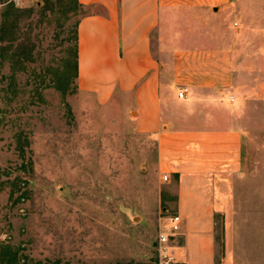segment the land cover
I'll list each match as a JSON object with an SVG mask.
<instances>
[{
	"label": "rangeland",
	"instance_id": "rangeland-1",
	"mask_svg": "<svg viewBox=\"0 0 264 264\" xmlns=\"http://www.w3.org/2000/svg\"><path fill=\"white\" fill-rule=\"evenodd\" d=\"M233 2L215 16L172 0L171 51L154 55L188 83L200 73L229 82L197 105H176L195 131L175 132L137 122L128 94L95 101L77 91V27L95 9L0 0V264H155L175 213L168 171L181 159L205 179L237 163L232 211L214 215L217 251L227 226L230 263L264 264V212L245 210L243 195L264 191V0ZM218 107L232 112L230 126L213 116ZM217 120L243 132L235 152L210 131Z\"/></svg>",
	"mask_w": 264,
	"mask_h": 264
},
{
	"label": "crops",
	"instance_id": "crops-1",
	"mask_svg": "<svg viewBox=\"0 0 264 264\" xmlns=\"http://www.w3.org/2000/svg\"><path fill=\"white\" fill-rule=\"evenodd\" d=\"M78 1L83 8L95 11L82 17L77 27V91L92 96L95 101L110 100L115 94H128L137 113V122L145 123L153 130L161 125L166 130L172 127L171 130L175 132L195 131V127L189 125L188 114L175 110V106L197 105L199 100H206L208 95L212 97L227 88L229 82L223 73L211 78L200 73L192 83H188L181 71L173 74L170 67L161 65L154 55L171 51L165 28L172 21L174 11L180 10L173 11L172 0ZM177 5H182L184 10L197 8L215 16L229 14L235 6L233 0H179ZM177 65L176 69H181L184 64L177 62ZM178 91L185 92L183 99L177 97ZM190 94L192 98H189ZM230 96L233 97L232 101ZM236 98L229 95L227 101L234 103ZM221 113L226 116L225 120L230 126L232 112L218 107L213 116L219 119ZM211 126L210 131L214 132L219 144L224 143L223 148L234 152L238 150L239 140L243 137L241 130H227L230 127L221 129L218 120ZM185 161L181 159L179 162L184 165L180 171H168L170 177L173 174L176 179L173 184L175 213L172 216H178L179 221L171 244L176 247L177 262L231 264V237L226 232L227 226H224L223 254L219 255L217 251L214 215L232 211L233 182L230 176L237 169V163L233 162V169L227 170L224 178L217 171L212 178L205 179L193 168L192 159ZM171 163L178 165L176 159ZM243 195L246 198L245 210L252 212L259 209L260 213L264 212L263 189L259 192L245 190ZM166 229L164 231L169 232V225Z\"/></svg>",
	"mask_w": 264,
	"mask_h": 264
},
{
	"label": "built area",
	"instance_id": "built-area-1",
	"mask_svg": "<svg viewBox=\"0 0 264 264\" xmlns=\"http://www.w3.org/2000/svg\"><path fill=\"white\" fill-rule=\"evenodd\" d=\"M16 5H20L19 0H13ZM177 97L183 99L185 97L184 91H178ZM232 101L233 97H229ZM169 179V175L165 174L162 176V181L166 182ZM169 222V232L161 233L158 238L157 246V261L155 264H178L176 257V247L171 244V238L174 231L177 229V224L179 221L178 216H170L168 219ZM2 238V237H1Z\"/></svg>",
	"mask_w": 264,
	"mask_h": 264
}]
</instances>
